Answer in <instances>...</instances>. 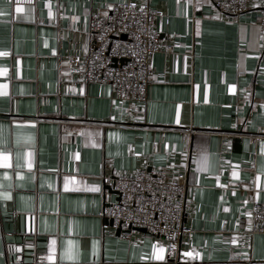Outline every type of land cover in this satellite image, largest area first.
Wrapping results in <instances>:
<instances>
[{"label": "crops", "instance_id": "crops-1", "mask_svg": "<svg viewBox=\"0 0 264 264\" xmlns=\"http://www.w3.org/2000/svg\"><path fill=\"white\" fill-rule=\"evenodd\" d=\"M126 0H0V264L264 263L251 208L264 203V36L260 8L150 0L165 13L146 100L83 81L91 16ZM186 175V222L165 239L104 218L105 180L138 169ZM160 249H163L161 252Z\"/></svg>", "mask_w": 264, "mask_h": 264}, {"label": "built area", "instance_id": "built-area-1", "mask_svg": "<svg viewBox=\"0 0 264 264\" xmlns=\"http://www.w3.org/2000/svg\"><path fill=\"white\" fill-rule=\"evenodd\" d=\"M222 13L237 16L252 8L250 0H210ZM34 0H14L30 4ZM264 36V7L260 8ZM166 16L152 8L150 0H126L106 12L91 16L92 41L84 55L70 57V66L83 81L103 82L116 97L138 105L146 98L152 75V57L172 51L160 41L157 20ZM117 192L118 201L106 205L104 218L120 235L129 238L133 230L165 239L176 255L182 239L193 232L186 222V175L164 169H138L113 174L105 180ZM251 232L264 233V203L251 208ZM264 264V263H253Z\"/></svg>", "mask_w": 264, "mask_h": 264}, {"label": "snow or ice", "instance_id": "snow-or-ice-1", "mask_svg": "<svg viewBox=\"0 0 264 264\" xmlns=\"http://www.w3.org/2000/svg\"><path fill=\"white\" fill-rule=\"evenodd\" d=\"M160 251L162 252V251H163V249H160Z\"/></svg>", "mask_w": 264, "mask_h": 264}]
</instances>
